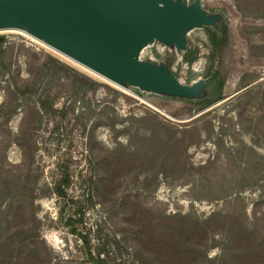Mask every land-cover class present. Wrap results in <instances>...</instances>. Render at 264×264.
Here are the masks:
<instances>
[{
  "label": "rangeland",
  "instance_id": "1",
  "mask_svg": "<svg viewBox=\"0 0 264 264\" xmlns=\"http://www.w3.org/2000/svg\"><path fill=\"white\" fill-rule=\"evenodd\" d=\"M195 2L206 21L185 31L184 44L153 38L132 56L196 87L189 92L104 78L26 34L21 20L0 30V241L34 220L51 264H96L99 253L113 264H159L157 236L187 218L223 211L264 234L262 0L161 1ZM170 131L180 153L187 143L180 164ZM81 204L84 221L69 223ZM226 241L216 230L199 257L184 250L164 264H211L206 256L217 260Z\"/></svg>",
  "mask_w": 264,
  "mask_h": 264
},
{
  "label": "water",
  "instance_id": "2",
  "mask_svg": "<svg viewBox=\"0 0 264 264\" xmlns=\"http://www.w3.org/2000/svg\"><path fill=\"white\" fill-rule=\"evenodd\" d=\"M30 32L110 78L166 92H189L157 65L132 58L145 36L166 40L184 33L206 16L198 2L159 4L156 0H0V28L14 14ZM194 22L189 25L190 22ZM174 41V40H172ZM176 42V41H175ZM172 77V78H171Z\"/></svg>",
  "mask_w": 264,
  "mask_h": 264
},
{
  "label": "trees",
  "instance_id": "3",
  "mask_svg": "<svg viewBox=\"0 0 264 264\" xmlns=\"http://www.w3.org/2000/svg\"><path fill=\"white\" fill-rule=\"evenodd\" d=\"M260 3L262 4L260 7L264 9V0H262ZM1 38L4 37L1 36ZM1 41L2 40H0V43ZM247 76L250 77L249 74ZM21 91L31 92L32 89L28 86H25L21 89ZM16 104L17 102L15 101L10 111H12ZM5 112H7V109H5V104L0 105V115ZM176 133V131H170L169 142L173 152L176 153V157L174 156V159L180 164L182 163L181 156H185L187 143L185 146H183L185 151L180 153L181 151L175 147L177 144H179L176 140ZM185 134L187 135V133H183L182 131V138L178 140L183 141L186 137ZM21 146L25 152V156H27L30 147H28L26 144H22ZM185 167L187 168L186 172L188 173H192L194 170V166ZM183 174L184 171L179 169L173 173L174 176L178 177ZM167 175H170L169 172ZM69 182V173L66 172L63 178L56 183L54 187L55 191L60 195H65V186L69 184ZM49 191H51V188H49ZM84 212L85 205L81 204L77 209L79 217L76 219L70 218L69 223L73 224L74 221L72 220H78L81 222L84 221ZM187 219L193 220V223H183L184 221L179 223L174 222L168 226V228H170L169 232L161 231L157 236L158 244L161 246L160 250L158 251L159 253H156L159 256V264L169 262L168 259L170 257L172 258L174 253L179 255L184 250H190L191 255H200V252H202V246H204L203 244L207 245L209 238L214 235L216 230L223 231L226 235L227 241L225 242L222 255L219 256L217 260L206 256V260L209 263L216 264V261H218V264H232L233 262L230 260L233 259L236 261L237 257L240 256L242 258V264H264V234H258L255 230L248 228L244 223L243 225L236 224L235 221L238 220L236 215L218 211L213 213L210 217L204 218L202 220L194 217L193 219ZM33 223L34 220L30 225H16V231H14L12 234H9L6 238H4V240L0 241V264H51V256L48 246L46 245L44 239L40 237V234L36 230V226H34ZM159 223L162 222H158L156 224ZM215 225L219 228H215ZM158 227L159 229H164L162 224H159ZM74 230L78 231L76 227H74ZM80 233L82 234V232ZM83 236L85 237V235ZM167 237H169V241H165L167 240ZM165 244H167V246L163 247ZM169 251L170 253H168ZM138 255L142 254L138 252ZM91 259L96 264H113L109 262L106 257L101 256L100 253L97 255L91 254ZM192 264H195V261L192 262Z\"/></svg>",
  "mask_w": 264,
  "mask_h": 264
},
{
  "label": "bare ground",
  "instance_id": "4",
  "mask_svg": "<svg viewBox=\"0 0 264 264\" xmlns=\"http://www.w3.org/2000/svg\"><path fill=\"white\" fill-rule=\"evenodd\" d=\"M156 1L160 4L161 1H163V0H156ZM161 4H162V3H161ZM18 17H20L19 14H17V13L14 14V16L11 18V20H10V22H9V25L6 26V27H1L0 30L11 28V27H12V26H11V23H12L15 19H17ZM193 23H194V22L191 21V22L189 23V25H192ZM13 28H14V27H13ZM15 29H16V28H15ZM186 29H187V28H186L185 24L181 25L180 30H181L182 32H183V31H186ZM197 29H198V28H197ZM23 31H24L26 34L30 35L31 37H33V38L39 40V41L42 42L43 44H45V45H47V46L53 48L54 50H57L58 52L62 53L63 55H65V56H67V57H69L70 59H72V60H74V61H76V62L82 64L83 66H85V67H87L88 69H90L92 72H94V73H96V74H98V75H100V76H102V77H104V78L111 79L110 77H108L107 75L101 73L100 71L96 70L95 68H93V67L89 66L88 64L82 62L81 60H79V59L73 57L72 55L66 53L65 51L59 49L58 47H56V46L50 44L49 42H47V41L45 40L44 37H40V36H38V35L33 34L32 32H30V30L28 29V27L23 28ZM191 31H192V30H191ZM190 34H191V33H190ZM153 38H161V36H156V35H154V34H152L151 36H145V38H144V40L142 41L141 45L135 50V52H134L133 55H135V54H137V53L144 52V49L146 48V46H149V45L151 44V39H153ZM170 39L176 41L177 44L179 43L178 40H177V36H173V37H171ZM160 47H161V46H160ZM146 49H147V48H146ZM146 55H147V54H146ZM139 56H140V55H139ZM141 58H142V57H141ZM153 59H154V57H153ZM171 78H172V77H171Z\"/></svg>",
  "mask_w": 264,
  "mask_h": 264
}]
</instances>
